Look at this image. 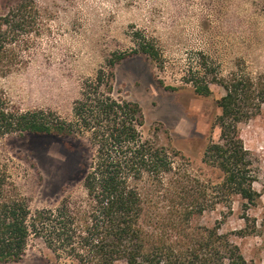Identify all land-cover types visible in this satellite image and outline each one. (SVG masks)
Wrapping results in <instances>:
<instances>
[{
    "label": "trees",
    "instance_id": "16d2710c",
    "mask_svg": "<svg viewBox=\"0 0 264 264\" xmlns=\"http://www.w3.org/2000/svg\"><path fill=\"white\" fill-rule=\"evenodd\" d=\"M37 12L36 0H20L0 14V77L23 64L22 43ZM133 37L136 48L116 53L84 81L72 119L18 109L0 90V138L74 137L82 142L86 161L84 197L32 210L0 160V263L22 260L31 239L39 238L54 253L55 264H251L219 222L208 226L199 219L221 204L232 211L239 197L248 220L246 212L261 197L239 125L264 111V71L253 74L238 65L227 76L207 80L213 70L206 64L204 75L194 80L201 96L212 95L211 82L224 90L212 126L219 128V139L209 140L202 156L214 177L202 178L181 151L144 135L139 102L115 96L119 63L139 53L161 59L153 38L140 30Z\"/></svg>",
    "mask_w": 264,
    "mask_h": 264
},
{
    "label": "rangeland",
    "instance_id": "374dc122",
    "mask_svg": "<svg viewBox=\"0 0 264 264\" xmlns=\"http://www.w3.org/2000/svg\"><path fill=\"white\" fill-rule=\"evenodd\" d=\"M20 0H0V14ZM38 12L24 40L23 64L0 77L2 90L21 110L43 109L72 119L84 81L105 68L116 53L137 47V30L153 38L161 59L136 54L116 66L115 96L143 108L145 136L185 154L202 178L214 177L202 161L224 95L210 83L212 95L195 92L194 80L205 65L213 76H227L238 65L253 74L264 71V0H36ZM160 82H163L161 85ZM176 87V90L167 89ZM253 159L254 188L261 197L243 216L242 200L232 211L221 204L199 223L229 234L251 264H264V111L239 125ZM0 160L32 210L54 208L65 197L85 196L83 146L74 137L10 134L0 138ZM244 231L240 234L238 231ZM55 264L42 239L32 238L18 262ZM122 264V263H119Z\"/></svg>",
    "mask_w": 264,
    "mask_h": 264
}]
</instances>
